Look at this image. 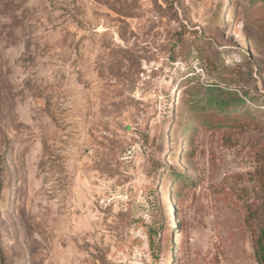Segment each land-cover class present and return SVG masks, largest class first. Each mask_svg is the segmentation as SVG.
<instances>
[{
  "label": "rangeland",
  "instance_id": "374dc122",
  "mask_svg": "<svg viewBox=\"0 0 264 264\" xmlns=\"http://www.w3.org/2000/svg\"><path fill=\"white\" fill-rule=\"evenodd\" d=\"M260 233L264 0H0V264H259Z\"/></svg>",
  "mask_w": 264,
  "mask_h": 264
},
{
  "label": "trees",
  "instance_id": "16d2710c",
  "mask_svg": "<svg viewBox=\"0 0 264 264\" xmlns=\"http://www.w3.org/2000/svg\"><path fill=\"white\" fill-rule=\"evenodd\" d=\"M214 104L217 106L219 111L225 112L226 110L230 109L231 107L235 108L237 107V103L233 102L232 97L227 99H220L217 100L213 98ZM256 255H257V261L259 264H264V233H260V235L257 238L256 241Z\"/></svg>",
  "mask_w": 264,
  "mask_h": 264
}]
</instances>
